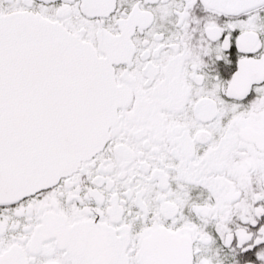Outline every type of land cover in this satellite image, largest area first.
<instances>
[{
	"label": "snow or ice",
	"instance_id": "1",
	"mask_svg": "<svg viewBox=\"0 0 264 264\" xmlns=\"http://www.w3.org/2000/svg\"><path fill=\"white\" fill-rule=\"evenodd\" d=\"M0 264H264V0H0Z\"/></svg>",
	"mask_w": 264,
	"mask_h": 264
}]
</instances>
